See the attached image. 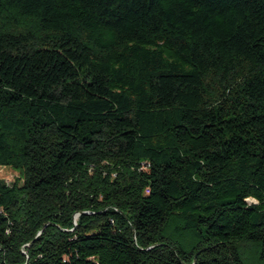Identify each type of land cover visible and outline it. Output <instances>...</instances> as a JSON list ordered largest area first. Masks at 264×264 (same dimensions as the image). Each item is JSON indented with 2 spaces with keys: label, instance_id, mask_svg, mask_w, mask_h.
I'll list each match as a JSON object with an SVG mask.
<instances>
[{
  "label": "trees",
  "instance_id": "1",
  "mask_svg": "<svg viewBox=\"0 0 264 264\" xmlns=\"http://www.w3.org/2000/svg\"><path fill=\"white\" fill-rule=\"evenodd\" d=\"M0 264H264V0H0Z\"/></svg>",
  "mask_w": 264,
  "mask_h": 264
},
{
  "label": "rangeland",
  "instance_id": "2",
  "mask_svg": "<svg viewBox=\"0 0 264 264\" xmlns=\"http://www.w3.org/2000/svg\"><path fill=\"white\" fill-rule=\"evenodd\" d=\"M18 172L8 166H0V178L8 183L15 181L18 178Z\"/></svg>",
  "mask_w": 264,
  "mask_h": 264
},
{
  "label": "built area",
  "instance_id": "3",
  "mask_svg": "<svg viewBox=\"0 0 264 264\" xmlns=\"http://www.w3.org/2000/svg\"><path fill=\"white\" fill-rule=\"evenodd\" d=\"M5 181V180H4ZM6 182V181H5ZM6 183H8V182H6Z\"/></svg>",
  "mask_w": 264,
  "mask_h": 264
}]
</instances>
